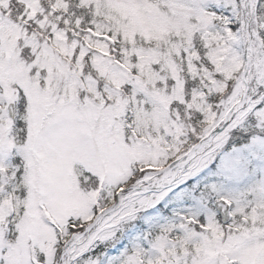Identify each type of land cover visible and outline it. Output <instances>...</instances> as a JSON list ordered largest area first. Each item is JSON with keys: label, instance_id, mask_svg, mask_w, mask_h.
Masks as SVG:
<instances>
[{"label": "snow or ice", "instance_id": "obj_1", "mask_svg": "<svg viewBox=\"0 0 264 264\" xmlns=\"http://www.w3.org/2000/svg\"><path fill=\"white\" fill-rule=\"evenodd\" d=\"M0 264H264V0H0Z\"/></svg>", "mask_w": 264, "mask_h": 264}]
</instances>
